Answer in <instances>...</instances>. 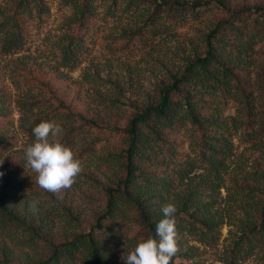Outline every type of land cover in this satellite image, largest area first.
Masks as SVG:
<instances>
[{"label":"rangeland","instance_id":"rangeland-1","mask_svg":"<svg viewBox=\"0 0 264 264\" xmlns=\"http://www.w3.org/2000/svg\"><path fill=\"white\" fill-rule=\"evenodd\" d=\"M87 1L91 13L82 17ZM39 2L46 14L36 5L22 13L19 0H0V199L8 207L0 210V264H37L55 246L88 233L107 210L108 190L127 177L130 121L207 55L209 36L219 24L243 26L264 15V0H137L134 5L127 0L120 6L113 0ZM14 23L23 45L6 55L1 41ZM63 49L73 58V70L63 67ZM254 54L244 73L253 117L250 125L243 118V128L233 137L226 188L209 206L211 213L225 216L220 240L210 248L185 236L184 252L196 248L193 259L177 262L221 264L220 253L241 233L243 210H257L262 200L264 185H255L254 174L264 172V39ZM23 102L32 111H21L18 104ZM236 106L231 103L228 113L236 112ZM39 118L62 126L61 142L69 137V147L82 162L76 182L57 194L36 184L37 174L24 157L35 138L22 124ZM163 135L173 144L175 162L192 154L194 136L187 130ZM33 201L39 202L37 211L30 208ZM229 212H235V219ZM110 255L119 260L125 252L112 249ZM245 264L260 262L254 257Z\"/></svg>","mask_w":264,"mask_h":264},{"label":"trees","instance_id":"trees-1","mask_svg":"<svg viewBox=\"0 0 264 264\" xmlns=\"http://www.w3.org/2000/svg\"><path fill=\"white\" fill-rule=\"evenodd\" d=\"M113 1L115 6H120L127 0ZM135 1L128 0L127 4L134 5ZM90 2L82 6V17L91 13ZM35 5L41 14L47 13L39 0H19L22 13ZM110 14L115 15V12ZM16 27L14 23L13 29L8 31L9 36L1 41L3 54L17 53L23 45ZM262 39L264 15L243 26L230 22L219 24L209 36L207 55L189 65L160 92L153 106L146 107L130 121L127 177L118 188L108 190L107 210L88 233L55 246L50 256L37 264L125 262L124 257L139 241L148 235L155 236L156 225L163 218L161 206L167 203L177 206L179 251L172 264H185L177 262L179 258L193 259L191 253L196 248H188L189 254H185V236L202 246L216 247L225 216L220 212L211 213L209 206L217 200L221 189L226 188L224 175L228 173V162L234 155L233 137L243 128V118L246 117L250 125L253 117L250 110L252 91H248L249 78L244 73L253 65L256 45ZM62 53L63 67L73 70L69 50L63 49ZM231 103L237 104L234 113H228ZM18 106L21 111H32L24 102ZM41 121L40 118L33 122L29 120L22 128L34 138L32 128ZM182 130L194 136L190 144L193 155L175 162L170 155L173 144H168L163 134ZM70 143L68 137L64 144L69 147ZM254 175L255 185L263 186L264 172ZM17 183L16 188L19 187ZM3 198L0 199V210H8ZM53 199L55 202L58 197ZM46 206L52 209L51 202H46ZM243 213L241 233L220 253L221 264H245L254 257L264 264V194L257 210H243ZM229 215L233 219L236 217L235 212H229ZM112 249L122 250L125 255L119 260L114 259L110 255Z\"/></svg>","mask_w":264,"mask_h":264},{"label":"clouds","instance_id":"clouds-1","mask_svg":"<svg viewBox=\"0 0 264 264\" xmlns=\"http://www.w3.org/2000/svg\"><path fill=\"white\" fill-rule=\"evenodd\" d=\"M63 128L56 121H41L32 128L34 141L24 152L26 164L36 175V184L53 194L70 189L82 172V162L74 151L61 142ZM4 160H0L2 165ZM4 175L0 172V177ZM38 201L30 208L38 210ZM163 218L155 229V236L148 235L137 243L134 250L124 257L125 264H172L179 251L176 228L177 206L167 203L161 206Z\"/></svg>","mask_w":264,"mask_h":264}]
</instances>
